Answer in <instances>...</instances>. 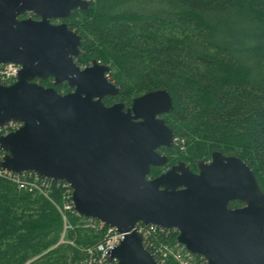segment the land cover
Wrapping results in <instances>:
<instances>
[{
  "label": "water",
  "instance_id": "95a60500",
  "mask_svg": "<svg viewBox=\"0 0 264 264\" xmlns=\"http://www.w3.org/2000/svg\"><path fill=\"white\" fill-rule=\"evenodd\" d=\"M86 0H0V63L20 66L16 82L0 85V126L21 127L0 136V168L65 182L78 216L123 235L108 252L114 264H156L136 230L141 223L178 232L177 241L207 264H264V192L236 156L212 152L197 173L179 163L149 178L175 145L159 116L173 110L166 90L145 93L128 106H105L119 89L110 69L75 62L81 38L66 23ZM31 12L40 17L19 20ZM51 78L72 90L59 94L35 80ZM238 201L240 207L230 208Z\"/></svg>",
  "mask_w": 264,
  "mask_h": 264
},
{
  "label": "trees",
  "instance_id": "16d2710c",
  "mask_svg": "<svg viewBox=\"0 0 264 264\" xmlns=\"http://www.w3.org/2000/svg\"><path fill=\"white\" fill-rule=\"evenodd\" d=\"M86 1L63 22L81 38L77 65L110 69L119 92L104 105L168 91L173 110L163 119L175 145L164 150L191 167L212 152L236 156L264 192V0ZM35 82L70 92L66 83ZM44 192L0 177V264H82L96 254L106 228L70 216L61 243L65 189L54 181ZM176 235L155 232L150 240L162 247Z\"/></svg>",
  "mask_w": 264,
  "mask_h": 264
},
{
  "label": "built area",
  "instance_id": "2783aa9c",
  "mask_svg": "<svg viewBox=\"0 0 264 264\" xmlns=\"http://www.w3.org/2000/svg\"><path fill=\"white\" fill-rule=\"evenodd\" d=\"M19 68L20 66L14 63H0V85L8 86L16 82ZM20 127L21 123L9 121L3 126H0V136L12 133ZM3 155V152L0 151V160ZM0 177L8 180L12 185L19 189L28 188L30 190L42 192L44 195V191L48 190L52 185V182H54L52 180L41 178L33 173L14 174L1 168ZM55 182L65 189V201L61 207H57L63 223V231L61 235V239L63 240L65 232L71 229V224L68 222L69 217L78 215L73 208L71 200V188L69 185L65 182ZM81 222L83 223L84 227L90 228L92 230L100 231L103 228H106L104 230L105 234L103 236V241L96 246V254L92 255L91 252H89L90 256H88V258L84 261V264H114V261L108 260L107 255L110 250L119 244L123 238V235L118 233L115 228L107 227L103 223L93 219L83 218ZM136 230L142 237V245L144 249L150 253V255L156 261V264H207L206 260L202 256L191 254L183 245L178 243V232L174 229H163L153 225L146 226L138 223L136 225ZM155 232H159L168 237H170V234H173L174 232H177V235L174 239L175 241H173L171 244L168 243L164 244L162 247H158L155 246L150 240V235Z\"/></svg>",
  "mask_w": 264,
  "mask_h": 264
},
{
  "label": "flooded vegetation",
  "instance_id": "af4514ba",
  "mask_svg": "<svg viewBox=\"0 0 264 264\" xmlns=\"http://www.w3.org/2000/svg\"><path fill=\"white\" fill-rule=\"evenodd\" d=\"M28 18H30V19H32V20H34V21H38V20H40V17H38L37 15H35L34 13H31V12H25V13H23V14L19 17V20H22V19H28ZM50 23H51V24H60V23H65V22H63V20H51ZM47 81L52 83V79H51V78L47 79L46 82H47ZM36 83H37V82H36ZM52 85H53V83H52ZM48 87H50V86H48ZM70 91H72V90H70ZM159 117L163 119V115H161V116H159ZM164 149H166V148L161 147V148L157 149V152H158L159 154H161V155L166 156V157L168 158V162H167V164H166L165 166H162V167H159V168H152V169H157L158 172H157V174H155V175H153V176L151 177V171H152V169H151L150 174H149V178H150V179H152V178H154V177H157V176L161 175L162 173L168 171L170 168H172L173 166L178 165L179 163H184V162H182V161H180V160H178V159L176 158L177 156L175 155L174 150H173L172 153H168V152H166ZM173 158H176V159H174L173 163H171V161L173 160ZM209 161H210V159L207 160V161H205V162H209ZM184 164H185V163H184ZM185 165H187V167L189 168V170H190L191 172H193V173H197L196 166H195V167H191V166L188 165V164H185Z\"/></svg>",
  "mask_w": 264,
  "mask_h": 264
},
{
  "label": "rangeland",
  "instance_id": "374dc122",
  "mask_svg": "<svg viewBox=\"0 0 264 264\" xmlns=\"http://www.w3.org/2000/svg\"><path fill=\"white\" fill-rule=\"evenodd\" d=\"M108 79H109V78H108ZM60 239H61V238H60ZM60 242H61V243H63V242H64V240H62V239H61V241H60ZM82 264H84V261L82 262Z\"/></svg>",
  "mask_w": 264,
  "mask_h": 264
}]
</instances>
